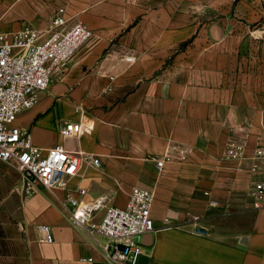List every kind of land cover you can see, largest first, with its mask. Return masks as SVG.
I'll return each instance as SVG.
<instances>
[{
  "label": "crops",
  "instance_id": "obj_1",
  "mask_svg": "<svg viewBox=\"0 0 264 264\" xmlns=\"http://www.w3.org/2000/svg\"><path fill=\"white\" fill-rule=\"evenodd\" d=\"M8 7H0V27L17 29L24 20ZM59 7L93 39L16 126L42 151L60 145L99 158L98 168L83 166L68 183L86 190L84 202L105 197L123 209L132 188L152 191L154 230L140 239L137 264H264V209L246 197L257 179L249 173L254 150L264 145V0H59ZM62 123L80 124L81 133L63 136ZM231 139L245 145L239 162L225 158ZM17 178L0 206L10 205L7 219L21 230L19 264H108L60 210L64 191L27 198ZM42 226L50 243L39 241Z\"/></svg>",
  "mask_w": 264,
  "mask_h": 264
},
{
  "label": "built area",
  "instance_id": "obj_2",
  "mask_svg": "<svg viewBox=\"0 0 264 264\" xmlns=\"http://www.w3.org/2000/svg\"><path fill=\"white\" fill-rule=\"evenodd\" d=\"M19 28L4 30L0 27V166L14 170L21 181V192L29 198L38 191H64L59 208L68 223L83 228L102 251L108 264H137L142 254L140 239L154 230L150 214L152 191L132 188L125 208L105 205V197L89 202L82 199L85 189L71 191L70 179L83 166L98 168L100 160L88 153H71L55 145L42 151L32 143L28 130L16 126L17 116L31 109L40 95L48 90L52 77L61 72L74 55L93 39V33L81 23H69L66 10L58 7L44 31L24 22ZM63 136H77L80 124L62 123ZM245 145L237 139L227 142L225 158L239 162L245 158ZM250 175L253 182L246 197L253 210L264 209V145L255 148ZM164 159L155 161L160 171ZM205 196L208 193H204ZM210 207L216 202L209 201ZM103 215L96 220L97 214ZM43 233L41 242L50 243V229L38 227ZM204 236L203 231L194 232ZM96 237L105 240L101 245ZM81 259V262H90Z\"/></svg>",
  "mask_w": 264,
  "mask_h": 264
},
{
  "label": "rangeland",
  "instance_id": "obj_3",
  "mask_svg": "<svg viewBox=\"0 0 264 264\" xmlns=\"http://www.w3.org/2000/svg\"><path fill=\"white\" fill-rule=\"evenodd\" d=\"M1 0L0 7L3 9L7 4L8 14L10 16L22 17L23 24L29 23L38 30L44 31L50 24L54 11L59 7V0ZM32 16L31 20L25 19ZM4 18L0 16V25L4 26ZM3 175H6L3 179ZM0 200L4 198L5 186L16 185L18 183L17 174L14 170L0 166ZM7 182V183H6ZM3 216V226L0 228V264H19L17 254L22 251V245L19 244L20 227L11 226L9 218L10 205L2 203L0 206Z\"/></svg>",
  "mask_w": 264,
  "mask_h": 264
}]
</instances>
